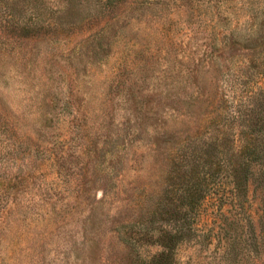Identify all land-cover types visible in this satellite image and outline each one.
I'll return each mask as SVG.
<instances>
[{
  "label": "rangeland",
  "instance_id": "1",
  "mask_svg": "<svg viewBox=\"0 0 264 264\" xmlns=\"http://www.w3.org/2000/svg\"><path fill=\"white\" fill-rule=\"evenodd\" d=\"M244 144L264 0H0V264H264Z\"/></svg>",
  "mask_w": 264,
  "mask_h": 264
},
{
  "label": "trees",
  "instance_id": "2",
  "mask_svg": "<svg viewBox=\"0 0 264 264\" xmlns=\"http://www.w3.org/2000/svg\"><path fill=\"white\" fill-rule=\"evenodd\" d=\"M27 25L29 24L24 22L22 26L20 25L18 27L24 29L29 27ZM241 147L242 148L238 150V146L234 145L232 150L233 154L237 156L234 167L236 171L235 183L237 196H240V194L248 195L251 184L256 181L257 184L255 187L261 183L264 185V148H249L248 144L241 145Z\"/></svg>",
  "mask_w": 264,
  "mask_h": 264
}]
</instances>
